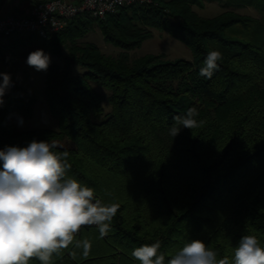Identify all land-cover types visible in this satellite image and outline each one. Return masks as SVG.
<instances>
[{"label":"trees","instance_id":"trees-1","mask_svg":"<svg viewBox=\"0 0 264 264\" xmlns=\"http://www.w3.org/2000/svg\"><path fill=\"white\" fill-rule=\"evenodd\" d=\"M232 1L258 16L226 10L204 17L193 9L200 0H154L104 20L77 19L49 39L12 42H34L63 57V64H49L45 78L58 128L17 131L5 107L0 149L47 141L54 152L68 153L69 177L93 188L102 203L119 205L106 236L98 227L82 228L52 264H139L131 252L157 241L166 259L193 239L221 258L231 257L243 235L264 245V0ZM94 23L122 53L78 42ZM152 29L183 42L191 58H131ZM213 50L222 54L219 67L211 78L200 76ZM10 100L32 115V100ZM190 108L204 123L172 137L174 118ZM64 139L75 146H58Z\"/></svg>","mask_w":264,"mask_h":264},{"label":"clouds","instance_id":"clouds-1","mask_svg":"<svg viewBox=\"0 0 264 264\" xmlns=\"http://www.w3.org/2000/svg\"><path fill=\"white\" fill-rule=\"evenodd\" d=\"M222 58L219 51H210L200 76L211 78ZM27 64L37 71H46L50 56L35 50ZM0 105L11 84L7 73H0ZM195 108L175 117L169 134L175 137L181 128L194 129ZM47 141L33 140L27 147L0 149V264H29L35 258L40 264H52V257L68 248L82 227L97 226L104 237L119 205L104 204L95 191L67 175L64 162L67 152L57 153ZM159 241L135 248L131 256L139 264H264V245L255 235H243L231 257L219 253L202 240L185 242L172 253L160 251Z\"/></svg>","mask_w":264,"mask_h":264},{"label":"rangeland","instance_id":"rangeland-1","mask_svg":"<svg viewBox=\"0 0 264 264\" xmlns=\"http://www.w3.org/2000/svg\"><path fill=\"white\" fill-rule=\"evenodd\" d=\"M200 2L201 5H194L193 9L204 17H213L226 10H232L242 15L258 16L257 10L252 6L238 4L232 0H200ZM152 32V38L145 40L140 48L128 52L131 58L146 54L161 55L165 60L191 58V50L183 42L173 38L162 30L152 29ZM28 37L30 35L12 37L1 44L0 73L10 75L11 83L15 85V90L13 92L5 90L0 111L5 107L11 109L10 119L17 131L43 128L57 129L58 120L51 114L45 95L47 71H37L34 67L29 66L26 61L28 55L35 50H43L45 54L49 55L50 64H63V57L53 55L51 51H46L40 44L30 41L12 45V42H17L21 38ZM78 42L94 43L102 52L111 56H118L122 53V49L105 41L101 28L97 23H94L89 32ZM66 53L67 51L64 50L63 55ZM74 71L80 73L84 71V68L75 66ZM0 83H2V76H0ZM95 88L101 93H105L103 88L99 86H95ZM11 97H20L25 103L32 100V115L25 116L22 109L23 104L12 102L10 100ZM74 144V142L67 139L57 142L58 146L74 147Z\"/></svg>","mask_w":264,"mask_h":264},{"label":"built area","instance_id":"built-area-1","mask_svg":"<svg viewBox=\"0 0 264 264\" xmlns=\"http://www.w3.org/2000/svg\"><path fill=\"white\" fill-rule=\"evenodd\" d=\"M153 3L154 0H80L75 3L66 0L39 1L32 5L26 16L0 14V44L12 37L23 35H37L49 39L51 35L65 30L77 19L91 16L104 20L122 8ZM14 90L13 83L6 89L8 92ZM96 198L100 199L97 196Z\"/></svg>","mask_w":264,"mask_h":264},{"label":"crops","instance_id":"crops-1","mask_svg":"<svg viewBox=\"0 0 264 264\" xmlns=\"http://www.w3.org/2000/svg\"><path fill=\"white\" fill-rule=\"evenodd\" d=\"M41 0H0L1 15L26 16L29 14L33 4ZM71 3L80 0H66Z\"/></svg>","mask_w":264,"mask_h":264}]
</instances>
